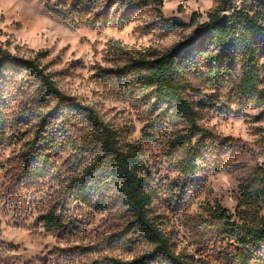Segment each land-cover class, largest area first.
Instances as JSON below:
<instances>
[{"label":"rangeland","instance_id":"1","mask_svg":"<svg viewBox=\"0 0 264 264\" xmlns=\"http://www.w3.org/2000/svg\"><path fill=\"white\" fill-rule=\"evenodd\" d=\"M83 1L80 9L74 8V0H0V44L13 55L38 56L62 91L96 109L121 132L124 143L142 146L152 216L178 253L194 257L193 264H209L201 250L212 254L219 247L209 211L221 207L234 216L240 187L264 166V97L247 100L237 95L244 73L241 56L231 70H224L229 78H203L195 72L186 76L187 99L195 105L210 104L198 125L210 132L216 145L227 141L235 146L220 171L199 161L196 174L188 178L179 166L183 153L171 146L177 135L187 132L188 123L169 118L157 125L152 103L138 92L125 94L105 76L191 40L193 16L207 22L221 0ZM173 19L186 27L166 24ZM259 49L258 88L264 92V39ZM33 96V87L21 91L10 84L2 102L0 264H110L112 258L126 261L150 252L153 247L147 242L127 248L108 241L127 224L118 201L107 199L97 207L98 196L93 205L76 200L69 183L82 158L74 147L64 146L51 157L47 175L31 172L29 159L39 148L35 131L48 109L29 107ZM86 134L72 131L77 146ZM51 211L76 219L74 234L48 231L40 217Z\"/></svg>","mask_w":264,"mask_h":264},{"label":"trees","instance_id":"2","mask_svg":"<svg viewBox=\"0 0 264 264\" xmlns=\"http://www.w3.org/2000/svg\"><path fill=\"white\" fill-rule=\"evenodd\" d=\"M84 3L74 0V8L76 5L82 9ZM228 10L232 15L223 19ZM73 14H76L74 10ZM166 24L186 27L177 19ZM190 26L195 27L191 40L174 45L161 56L141 58L108 71L105 76L125 94L138 92L141 98L152 103V110L158 111L157 125L166 123L169 118L188 123L187 132L177 135L171 143L172 148L183 153L179 166L188 178L196 174L199 161L214 172L220 171L235 146L227 141L216 145L210 132L198 125L202 111L210 104L202 101L195 105L187 99L183 92L186 76L195 72L203 78H229L224 70H231L241 56L244 73L237 95L247 100L258 94L264 97V92L258 88L264 2L221 0L208 14L207 22L200 23L194 15ZM10 84L21 91L33 87L29 107L48 108L35 131L34 141L39 148L30 156L31 172L47 175L51 157L71 145L82 158L69 183L76 200L93 205V197L98 196L101 200L95 203L97 207L103 206L107 199L118 201L127 217L125 228L109 236L108 241L113 246L127 248H133L138 242H147L153 247L132 260L112 258L110 264H193L194 257L178 253L157 217L152 216L141 145L124 143L121 132L106 122L96 109L62 91L38 56L13 55L0 44V115ZM73 130L87 132L78 146ZM240 189L242 197L234 216L221 207L209 211L213 219L211 226L215 229L213 239L219 245L212 254L201 250V254L208 255L209 264H264V166ZM40 221L48 231L59 233H73L79 227L76 219H67L54 211L42 215Z\"/></svg>","mask_w":264,"mask_h":264},{"label":"water","instance_id":"3","mask_svg":"<svg viewBox=\"0 0 264 264\" xmlns=\"http://www.w3.org/2000/svg\"><path fill=\"white\" fill-rule=\"evenodd\" d=\"M226 16H227V14H224V15H223V19L226 18Z\"/></svg>","mask_w":264,"mask_h":264}]
</instances>
